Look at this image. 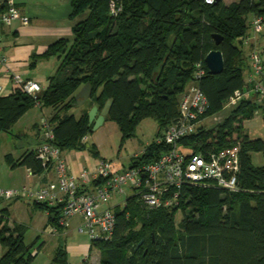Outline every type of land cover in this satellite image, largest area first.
<instances>
[{
	"label": "trees",
	"instance_id": "16d2710c",
	"mask_svg": "<svg viewBox=\"0 0 264 264\" xmlns=\"http://www.w3.org/2000/svg\"><path fill=\"white\" fill-rule=\"evenodd\" d=\"M71 4V18L80 19L73 25L72 39H59L45 53L59 60L48 88L35 95L21 88L1 95L0 133L10 132L39 102L54 110L50 117L54 144L63 151L85 150L88 143L83 138L93 128L88 108L79 118L70 111L77 105V92L90 82L93 92L88 105L102 109L113 98L106 119L117 122L123 141L135 136L145 118L158 123L160 135L179 116L180 98L195 83V64L202 62L208 69L205 57L214 49L223 52L225 68L217 75L208 70L198 82L209 101L204 117L220 113L236 90L246 89L249 58L240 39L250 33L254 17L264 22V0L213 4L204 0H71ZM214 34L223 36L219 45ZM259 107L252 100H242L224 120L211 128L201 126L198 133L182 140L195 151L240 141V192L188 187L180 207L171 209H149L131 197L127 210H116L113 237L91 241V249L100 251L99 264H264V165L252 162L253 152H264V139L250 138L244 131V121L253 118ZM36 148L17 164L41 174L50 164L37 156ZM167 149L153 141L141 162L154 160ZM93 154L99 155L96 147ZM7 158L14 163L11 155ZM137 162L131 159L130 164ZM179 210L183 214L177 225ZM54 211L50 210V222L57 224ZM3 222L1 217L0 242L5 251L0 264H33L35 255L25 243V227L12 229ZM66 260L60 242L53 261L65 264Z\"/></svg>",
	"mask_w": 264,
	"mask_h": 264
},
{
	"label": "built area",
	"instance_id": "2783aa9c",
	"mask_svg": "<svg viewBox=\"0 0 264 264\" xmlns=\"http://www.w3.org/2000/svg\"><path fill=\"white\" fill-rule=\"evenodd\" d=\"M213 4L217 0H204ZM118 10L114 9L113 14ZM15 21L29 24V18L16 6L15 0H0V26ZM264 29L261 17L251 21L250 33L241 38L242 44L251 47L249 74L245 90H236L225 106L236 107L242 100H252L264 108V58L257 49L258 34ZM0 37V70L8 63ZM208 69L202 62L195 64L194 84L187 88L179 101V116L176 121L164 127L154 141L167 145L159 156L151 161H142L146 147L135 153L131 159L138 162L124 169H118L111 160L101 158L95 169L84 168L79 177L70 171L63 150L54 144L55 126L48 117L40 120L43 142L36 148L37 156L55 169L56 183L37 186L27 182L17 188L0 187V200L25 199L45 204L50 214L53 208L57 224H52L48 232L55 234L59 227L65 228L70 220L78 218L77 229L86 231L90 240H110L117 228L116 210H127L129 199L136 197L138 202L149 209H171L180 207L188 187L213 188L223 193H237L242 190L240 176L242 172L241 143L230 142L222 146L197 151L183 139L199 132L209 108V101L198 85ZM16 88L35 95L42 91L41 85L34 80H23L14 75ZM4 95L0 84V96ZM36 106H40L37 102ZM224 106V107H225ZM218 120L217 122L222 121ZM87 140V136L83 138ZM229 143V142H228ZM218 144V142H217ZM99 181L94 190L82 189V182ZM129 216V211L126 212Z\"/></svg>",
	"mask_w": 264,
	"mask_h": 264
},
{
	"label": "crops",
	"instance_id": "0c3cea01",
	"mask_svg": "<svg viewBox=\"0 0 264 264\" xmlns=\"http://www.w3.org/2000/svg\"><path fill=\"white\" fill-rule=\"evenodd\" d=\"M15 3L21 12L29 18V24L25 25L22 21H15L9 25L0 26V37L3 41L4 53L9 59L8 63L0 70V84L3 86L5 95L11 94L16 87L13 81L14 75L21 76L23 80L38 82L42 90L48 88L49 78L57 70L59 60L56 57H46L45 53L49 46L59 39H72L73 25L80 19V17L71 18V0H15ZM259 38H257V43L262 42V39L259 40ZM256 47L259 49L258 44H256ZM259 51L264 58V45L260 47ZM247 63L249 68L245 74V80L251 73L249 59ZM83 107L76 105L71 109L70 113L79 118L83 111L87 109ZM53 113L54 110L52 108L34 106L19 118L10 132H6L16 138L18 143L13 145L16 151H7L4 155V161L2 164L0 163L3 167L2 170L6 171L11 178L10 182H0V187L17 188L27 182H32L37 186L56 183L57 175L53 167L47 168L41 174H33L26 166L17 164V161L26 152L35 149L41 144L40 141L44 140L39 127L40 120L42 117L50 118ZM87 147H89L88 144ZM63 152V156L67 159L70 166L71 173L77 177L81 175L84 168L94 170L98 161L101 158H105L100 155L93 156L86 149L65 150ZM7 155H11V159L14 160L13 164L10 163ZM93 183L92 181L82 182L81 187L84 190L92 191L96 187ZM0 202L3 204V206H0V218H4L3 223L7 222L12 229L16 225L24 226L26 229L25 240L29 230L35 232L33 237L38 240L42 235H46V238L47 236L60 235L62 238L65 234L64 228L62 231L58 230L55 234L48 232V228L52 225L49 213L35 202L21 198L0 200ZM43 244H46L45 239L40 246H36L33 252L35 255L33 264H40L38 263V256L44 246ZM88 247L91 249V243ZM88 258L91 257L86 252L85 264H99L100 258H93L92 260H88Z\"/></svg>",
	"mask_w": 264,
	"mask_h": 264
},
{
	"label": "rangeland",
	"instance_id": "374dc122",
	"mask_svg": "<svg viewBox=\"0 0 264 264\" xmlns=\"http://www.w3.org/2000/svg\"><path fill=\"white\" fill-rule=\"evenodd\" d=\"M224 1L226 3H231L232 1L236 0ZM258 38L259 40L262 39L261 43H257L258 48L260 49V47L264 45V29L262 30L260 35H258ZM245 48L247 50L246 53L249 58V53L252 48L246 46ZM89 102L90 101H87L85 104L81 105V107L84 106V109H89L91 107V105H88ZM233 108L234 107L232 106H225L220 113L206 116L202 122V126L204 128L213 127L216 124V121L221 119L224 120ZM158 128L159 125L154 119L145 118L138 125L135 136L123 141L122 134L117 122L108 118L98 128H92V131L88 135V140L86 141L90 145L91 150L89 151V147L86 148V150L93 156H95L93 154V148L96 147L100 156L111 160L116 168L124 169L130 166L131 157L135 153L141 152L148 144L154 141L158 132ZM244 131L249 135L250 138L264 139V108H259L254 113L253 118L244 121ZM15 143H18V140L16 138H13L6 132L0 133L1 164L4 161V155L5 153H7V151H16V148H14L13 146ZM252 162L256 166H263L264 152H253ZM2 168L3 167L0 165V182H10V176H8L7 172L2 170ZM0 206H3L2 202H0ZM182 214L183 213L180 210L176 214L177 225H180ZM78 223V219H74L69 222L68 225L64 228L65 234L62 236V238L60 237V235H55L53 237L47 236V238L46 235H42V237L38 240L33 237V234L35 232L29 230L25 243L28 246H32L31 252L33 253L36 249V246H40L44 239L46 240V244H43L44 246L42 247V250L40 251V254L38 256V263L40 264H60L53 261L60 242H63L65 251L67 253V260L65 264H85L86 252H88L89 256L91 257L88 258V260H92L93 258H100V251L98 250V248L93 247L92 249H89L88 246H90L91 243L90 237L88 236L86 231L80 232L76 228ZM4 251L5 249L0 243V257L3 255Z\"/></svg>",
	"mask_w": 264,
	"mask_h": 264
},
{
	"label": "water",
	"instance_id": "95a60500",
	"mask_svg": "<svg viewBox=\"0 0 264 264\" xmlns=\"http://www.w3.org/2000/svg\"><path fill=\"white\" fill-rule=\"evenodd\" d=\"M218 1V0H217ZM215 42L219 45L223 41V36L219 34L213 35ZM205 62L208 66L209 73L212 75L221 74L225 68V58L223 52L219 49L210 51L206 57ZM93 92V87L90 82L86 83L76 94L77 105L81 106L85 104ZM114 103L113 98L106 101L102 109L97 104H94L88 111L89 124L93 123V129L98 128L106 120L109 115L112 105ZM44 138V136H43ZM89 145V144H88Z\"/></svg>",
	"mask_w": 264,
	"mask_h": 264
}]
</instances>
